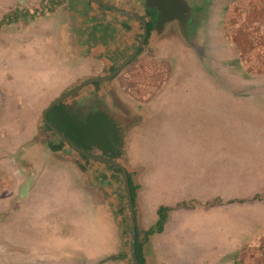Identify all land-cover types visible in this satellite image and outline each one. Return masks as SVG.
<instances>
[{
	"label": "rangeland",
	"instance_id": "obj_1",
	"mask_svg": "<svg viewBox=\"0 0 264 264\" xmlns=\"http://www.w3.org/2000/svg\"><path fill=\"white\" fill-rule=\"evenodd\" d=\"M67 10L57 0H0V264H132L123 183L116 203L89 176V159L64 144L53 151L60 142L43 127L46 105L86 79L79 76L96 73L97 65L78 55ZM221 17L195 14L188 43L174 26L104 84L125 103L146 102L152 110L143 124L135 110L124 118L130 132L117 158L128 170L135 212L136 186H144L138 200L148 223L158 202L223 196L221 205L208 202H218V210L180 212L170 235L177 252L167 255L166 247L164 264H196L181 244L197 226L210 231L215 216L223 222L219 244L235 241L247 219L226 195L264 188V77L253 78L221 39ZM140 165L146 172L139 177ZM263 198L257 192L258 231ZM199 213L207 222L196 219Z\"/></svg>",
	"mask_w": 264,
	"mask_h": 264
},
{
	"label": "crops",
	"instance_id": "obj_2",
	"mask_svg": "<svg viewBox=\"0 0 264 264\" xmlns=\"http://www.w3.org/2000/svg\"><path fill=\"white\" fill-rule=\"evenodd\" d=\"M57 1L62 4V9L64 7L68 9L67 14L71 16L69 23L71 22V30L78 38L75 42L79 47L78 55L85 59L84 63L97 65L94 66L96 71L95 74L92 73L79 76L80 79L103 76L109 73L135 48L142 32L141 23L137 19L108 9L94 0ZM101 1L142 17H145L147 13L144 0ZM189 1L195 9L194 15H204L208 13L221 14L222 38L219 33L220 38L226 43L227 41L230 43L231 49L235 54L234 57H238V61L245 64L248 73H251L253 78H263L264 0H220L218 3L211 4L210 6H207V4L204 5L203 0ZM208 8H214L215 10L208 11ZM223 15L225 16L224 18ZM192 20L193 18L190 21ZM171 29L173 28L169 24L165 26L161 33H157L153 30L154 32L150 33L144 49L146 50L153 44L161 41ZM105 83H99L91 88L85 86L70 98L78 101V103L82 105H88L87 103L96 97L101 100L106 105L107 109L119 119L125 140L126 134L130 132L128 128L130 122L126 120V123L124 118H132L133 114H131V111L135 110L136 120H138V123L143 124L148 117L147 114L152 112L151 107H149L150 104L146 102L127 104L113 88L104 86ZM109 89L113 91L114 96L116 95L122 101L120 104H124L123 106L116 104L118 102H113L112 97L109 95ZM250 91H252V89H250ZM126 105H128L127 108H125L128 111V116L124 114V110L122 112L123 107ZM124 149L126 150V145ZM117 158L115 160L118 162ZM87 165L89 166V176L95 181L97 186H103L113 195L111 197L112 201L120 203L118 201L121 200V174L111 165L96 160L89 159V164ZM145 172L146 167L140 165L139 177ZM2 173L3 172L0 170V174ZM143 188L144 186L135 187L137 194L136 230H139L138 240L141 246L142 264H151L148 261L149 254L152 255L153 264H164L165 261L162 255L166 251V247H168L167 255L177 252L174 250L171 251L174 240L170 235H175V233L178 232L177 221L179 216H182L180 215L181 211L206 212L208 210H218V207L222 208V206H219L221 202H223V196H221L220 193H215L211 198L205 195V197H203V194H192L190 196L178 198L171 204L168 203L169 201L156 203V205L153 206L155 215L152 218V222L148 223L146 221L147 215L145 209L142 208L138 200V194L140 196V192L142 197ZM122 190L125 192L124 186H122ZM261 191H264V188L256 192L254 190L250 195H226V199L235 201L237 207H239L237 210L245 215L244 217L246 218L242 217L241 219H247L246 226L238 229L239 232L237 233V239L235 241H230L225 245L222 239L223 243L219 244L218 237L223 230V222L221 226H219L218 216L212 217L214 220H211V222L214 223V225L211 226L212 228L210 231L200 225L193 230L190 236H187L181 245L184 246L186 244V246L191 249V255L195 256V260L197 259L196 264H225V262H229L226 264H264V225L258 224V226L262 227L259 231L256 229V200L254 198L257 192ZM189 197L190 199H188ZM116 198L118 201H115ZM213 198L216 200L219 199L220 204L218 205V202H215L213 206L209 207L208 202ZM161 206L169 209L165 211L166 215L159 228V226H157V222L159 221L158 208ZM251 211H253L254 215H251ZM202 215L203 213L195 214V217L201 220L200 222L206 221L207 218H202ZM259 223H264V219L262 222L260 220ZM251 227L253 231L250 230ZM175 245L177 246V243H175ZM206 254L207 256L213 255L214 257L208 261L203 257ZM224 256H229L230 259L223 260Z\"/></svg>",
	"mask_w": 264,
	"mask_h": 264
},
{
	"label": "trees",
	"instance_id": "obj_3",
	"mask_svg": "<svg viewBox=\"0 0 264 264\" xmlns=\"http://www.w3.org/2000/svg\"><path fill=\"white\" fill-rule=\"evenodd\" d=\"M146 14L148 17L147 41L150 33L154 30L155 12L151 9H147ZM170 26L173 28V25ZM174 26H176V24H174ZM170 31H172V29ZM146 41L143 47L139 50L137 56L143 51ZM97 84L98 83L95 85ZM87 104L88 105H82L78 103V101L69 98L67 101L54 107L48 113V120L70 141L79 146L85 152L115 160L123 153L125 144L119 119L116 118L115 115L107 109L106 105L97 97L91 99ZM43 127L47 132L57 138V136H55L46 125L43 124ZM58 141L60 142L59 145H52L50 147L53 151L58 150V148L64 144L60 139H58ZM116 170L120 173L118 169ZM129 186L133 199L130 179ZM255 197L256 196H254V198ZM167 209L169 208L164 206L158 208L159 228L163 220V213ZM135 247L137 262L138 264H142L140 243L137 240V230Z\"/></svg>",
	"mask_w": 264,
	"mask_h": 264
},
{
	"label": "water",
	"instance_id": "obj_4",
	"mask_svg": "<svg viewBox=\"0 0 264 264\" xmlns=\"http://www.w3.org/2000/svg\"><path fill=\"white\" fill-rule=\"evenodd\" d=\"M97 3L105 6L108 9L116 11L120 14L126 15L131 18L137 19L141 23L142 32L141 36L133 49V51L122 61L120 62L113 70L109 73L100 76V77H91L84 79L83 81L79 82L73 88L65 91L60 96L52 100L50 103L46 105L43 109L41 114V119L44 125H46L54 134L60 139L65 145L70 147L73 151L79 154L82 157L87 159L96 160L99 162H103L106 164L111 165L112 167L118 169L122 176V182L125 190L126 201L129 209L130 214V257L132 264H138L137 256H136V218H135V211H134V204L133 199L130 191L129 186V178L127 169L117 162L116 160H112L103 156L89 154L82 150L79 146L74 144L70 141L64 134H62L49 120H48V113L57 105L65 102L71 96H73L76 92L82 89L85 86L95 83H105L108 82L110 79L114 78L119 74L122 69L130 63L138 54L139 50L143 47L146 37H147V21L144 17L139 16L137 14H132L126 12L124 10L118 9L112 5H109L101 0H94ZM144 6L147 9H153L155 11V18H154V30L157 33H161L162 30L165 28L166 25L170 24L171 22H176V27L178 28L179 33L183 37L185 43L189 42L188 37V24L190 20L193 18L195 9L193 8L191 2L189 0H144ZM109 95L112 97L113 102L115 101L114 95L111 89H109Z\"/></svg>",
	"mask_w": 264,
	"mask_h": 264
},
{
	"label": "flooded vegetation",
	"instance_id": "obj_5",
	"mask_svg": "<svg viewBox=\"0 0 264 264\" xmlns=\"http://www.w3.org/2000/svg\"><path fill=\"white\" fill-rule=\"evenodd\" d=\"M151 10H153V9H151ZM154 11V10H153ZM155 12V11H154ZM145 18V20L147 21L148 20V17H147V14H146V16L144 17ZM147 18V19H146ZM174 24H176V22L174 21V22H171L170 23V25H173V27H174ZM169 25V24H168ZM141 36V35H140ZM147 38V37H146ZM146 41V40H145Z\"/></svg>",
	"mask_w": 264,
	"mask_h": 264
}]
</instances>
